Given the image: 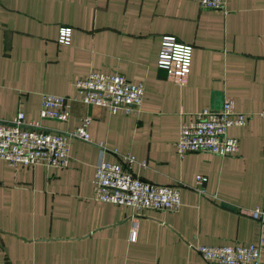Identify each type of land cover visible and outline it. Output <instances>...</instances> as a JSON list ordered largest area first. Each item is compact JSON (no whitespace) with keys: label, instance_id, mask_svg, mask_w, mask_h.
Returning a JSON list of instances; mask_svg holds the SVG:
<instances>
[{"label":"crops","instance_id":"0c3cea01","mask_svg":"<svg viewBox=\"0 0 264 264\" xmlns=\"http://www.w3.org/2000/svg\"><path fill=\"white\" fill-rule=\"evenodd\" d=\"M59 27L70 28L67 43L57 41ZM162 35L191 45L183 84L155 63ZM92 69L140 81L141 102L111 112L73 99L66 120L40 119L65 130L90 117L91 141L69 138L65 167L0 158V264H210L196 244L254 240L259 223L247 210L264 205V117L256 114L264 105V0H225L222 10L198 0H0V121L17 110L37 118L41 92L71 96L73 81ZM224 99L252 113L227 128L237 151L178 155L179 123ZM120 153L133 155L132 174L176 184L178 208L95 199V163L122 164ZM196 173L206 176L203 194L192 188Z\"/></svg>","mask_w":264,"mask_h":264},{"label":"built area","instance_id":"2783aa9c","mask_svg":"<svg viewBox=\"0 0 264 264\" xmlns=\"http://www.w3.org/2000/svg\"><path fill=\"white\" fill-rule=\"evenodd\" d=\"M225 0H198L203 9L222 10ZM69 27H59L56 39L67 43ZM191 45L176 40L171 35H162L156 52L155 63L163 70L164 77L178 84L185 83L190 73ZM74 94L66 96L52 92H41L37 118L25 119L17 110L8 122L0 121V158L10 164H43L65 167L69 161L68 139L79 138L91 141L87 131L89 116L81 117L72 128L58 130L45 127L42 118L66 120L70 100H80L108 108L111 112L121 108L124 112L136 110L141 102L143 85L130 81L117 71L105 72L97 69L73 81ZM252 113L234 111L229 99H224L217 108L202 107L179 123L173 141L178 155L187 151H205L220 156L234 153L238 149L237 138L227 133L230 125H244ZM256 114L264 117V105ZM100 145V142H98ZM123 163L100 159L92 174L91 194L95 199L126 204L135 208L176 210L180 204L176 184H160L132 174L129 163L134 157L120 153ZM145 164L143 160L138 161ZM206 176L194 175L192 188L205 193ZM247 214L259 223L257 236L252 241L205 245L196 244L195 250L210 264H264L260 250L264 247V205H255ZM135 218L131 219L129 239L135 236Z\"/></svg>","mask_w":264,"mask_h":264},{"label":"water","instance_id":"95a60500","mask_svg":"<svg viewBox=\"0 0 264 264\" xmlns=\"http://www.w3.org/2000/svg\"><path fill=\"white\" fill-rule=\"evenodd\" d=\"M223 205L229 207V208H235L233 205H230L229 203L221 202Z\"/></svg>","mask_w":264,"mask_h":264}]
</instances>
